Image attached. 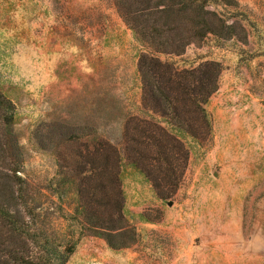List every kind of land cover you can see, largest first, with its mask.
Masks as SVG:
<instances>
[{
    "label": "rangeland",
    "instance_id": "374dc122",
    "mask_svg": "<svg viewBox=\"0 0 264 264\" xmlns=\"http://www.w3.org/2000/svg\"><path fill=\"white\" fill-rule=\"evenodd\" d=\"M232 1L217 6L235 22L232 36H209L185 51V60L196 59V47L207 46V60L221 65L205 105L209 125L197 111L199 139L179 136L188 158L166 149L171 176L155 148L131 142L129 155L121 154L124 205L143 213L128 215L124 206L135 241L113 248L86 223L103 226L104 206L87 205L79 220L71 213L76 182L86 189L94 178L78 171L110 154L99 143L121 147L123 97H134L144 48L115 0H0V90L15 103L19 144L11 142V158L39 206L38 227L64 245L77 242L68 264H264V0ZM142 173L161 183L152 197ZM133 187L141 191L136 201Z\"/></svg>",
    "mask_w": 264,
    "mask_h": 264
},
{
    "label": "trees",
    "instance_id": "16d2710c",
    "mask_svg": "<svg viewBox=\"0 0 264 264\" xmlns=\"http://www.w3.org/2000/svg\"><path fill=\"white\" fill-rule=\"evenodd\" d=\"M232 2L115 0L120 16L144 48L138 66L143 81V105L152 113L150 118L131 116L125 121L121 147L103 141L99 143L107 145L110 154L104 156L102 164L93 161L88 170L78 171L89 172L94 178L86 189L82 182H76L77 204L71 213L73 220H79L78 214H84L87 205L90 208L94 203L104 206L107 216L103 226L89 217L86 223L93 235L103 236L113 248L135 241V230L129 226L124 213L119 169L121 154L128 156L129 149H132L128 144L136 142L155 148L157 160L166 169L170 168L168 173L172 176L173 161L166 149L177 148L185 160L189 156V150L177 131H185V134L199 139L196 130L199 119L194 116L197 111L202 122L209 125L205 105L218 89L220 63L207 60L194 66V61L177 62L161 56H180L191 43L209 36L230 38L235 22L227 23L217 6ZM15 109V103L0 90V264H68L77 242L71 239L64 245L57 240L55 232L38 227L39 206L28 197L31 186L21 173V164L11 158V142L16 147L19 145L12 130ZM141 152L139 150V155L143 157L145 153ZM134 162L138 165V160ZM101 175L103 179L98 180ZM149 179L155 189L161 186L158 180ZM99 191L104 192V200L97 197ZM126 234L133 235L130 242H116Z\"/></svg>",
    "mask_w": 264,
    "mask_h": 264
},
{
    "label": "crops",
    "instance_id": "0c3cea01",
    "mask_svg": "<svg viewBox=\"0 0 264 264\" xmlns=\"http://www.w3.org/2000/svg\"><path fill=\"white\" fill-rule=\"evenodd\" d=\"M196 50H197L196 59L191 58V60L195 62L194 66H197L201 62L209 59V56H207V54H206L207 50H208L207 46L196 47ZM185 56H187L186 52L180 56H174V57L161 56V58L162 59H174L177 62H179V61H183V60L185 61ZM179 68L183 69L185 67H179ZM135 83H136V86H134V88H133L134 97H132V94H130V93H129V95L126 94L123 97L124 98L123 104H125L126 106H125V110L123 112V115L120 117L119 123H118L117 128H116V130H117L116 132H118L119 135H122L123 125L129 117L137 116V117L150 118V115L152 113L150 111L145 110L144 105H143V81H142V77L139 73L138 67H136ZM156 117L159 118L160 116L156 115ZM177 132L180 136L185 137V131H177ZM127 165H130V163H127ZM142 174H143V176H141L140 179L145 184L146 191L150 194V197H152L153 195L156 194V191L154 189L152 181L149 180L144 173H142ZM140 192L141 191H139V188L133 187V191H132V195H131L133 197V201H136V200L141 198ZM125 212H127L128 215H134V213L135 214L143 213L142 211H139V207L129 206V205H127V206L125 205Z\"/></svg>",
    "mask_w": 264,
    "mask_h": 264
},
{
    "label": "water",
    "instance_id": "95a60500",
    "mask_svg": "<svg viewBox=\"0 0 264 264\" xmlns=\"http://www.w3.org/2000/svg\"><path fill=\"white\" fill-rule=\"evenodd\" d=\"M172 204V202H169V205H171Z\"/></svg>",
    "mask_w": 264,
    "mask_h": 264
}]
</instances>
